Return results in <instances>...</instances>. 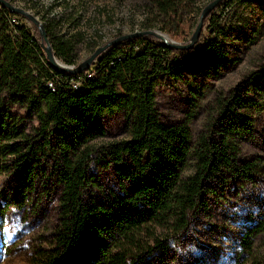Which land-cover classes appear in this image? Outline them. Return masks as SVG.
Here are the masks:
<instances>
[{"label":"trees","instance_id":"trees-1","mask_svg":"<svg viewBox=\"0 0 264 264\" xmlns=\"http://www.w3.org/2000/svg\"><path fill=\"white\" fill-rule=\"evenodd\" d=\"M246 1L264 9L259 0L220 3L226 10ZM193 4L148 5L172 25ZM24 21L0 4V183L7 178L20 207L39 190L55 197L48 245L30 264H173L175 255L198 252L199 223L224 220L238 233L219 264H264L256 248L264 241V72L224 95L206 84L233 68L234 48L254 38L222 25L212 10L206 35L190 49L145 36L109 48L72 75L50 66L38 32ZM42 25L55 59L74 67L72 42ZM164 79L185 85L188 118L205 114L195 133L190 122L159 115ZM112 123L126 138L93 146ZM159 231L176 236L161 240Z\"/></svg>","mask_w":264,"mask_h":264},{"label":"rangeland","instance_id":"rangeland-1","mask_svg":"<svg viewBox=\"0 0 264 264\" xmlns=\"http://www.w3.org/2000/svg\"><path fill=\"white\" fill-rule=\"evenodd\" d=\"M213 1L194 0L190 13L172 25L169 19L158 16L148 5L149 0H36L32 4L28 0H15L13 5L34 16L40 24L50 23L53 32L72 42L75 66L70 68H75L97 48L120 36L144 31V26L176 44H188L202 11ZM214 12L221 16L222 25L229 26L238 34L254 38L251 40L252 45L247 43L234 48L232 53L238 60L233 68L225 70L214 79L206 80L212 95H224L244 78L264 72V9L254 2L246 1L226 10L220 3ZM24 24L27 27L32 25L28 21H24ZM33 28L37 33V29ZM201 33L206 35L204 22ZM58 63L66 66L61 61ZM187 97L185 85L173 79H164L158 87L157 110L165 122H190L189 127L195 133L202 127L205 114L188 118ZM14 112L25 116L23 110L15 109ZM25 122L28 128L36 126L32 119H25ZM116 126L112 123L108 134L93 140L91 144L101 146L124 140L125 133ZM6 183L7 178L3 177L0 183V264H30L34 251L48 245L54 228L55 197L39 190L27 195L28 202L20 207L13 199V194L8 192ZM237 233L236 224L232 221H202L195 233V239L199 242L198 252L184 255L181 260L175 255L173 264H219L229 251L231 243L228 238ZM172 235L176 236L164 231L157 233L161 240H169ZM190 242L193 243V240ZM256 248L264 252V241H259ZM150 261L155 264L153 260Z\"/></svg>","mask_w":264,"mask_h":264},{"label":"water","instance_id":"water-1","mask_svg":"<svg viewBox=\"0 0 264 264\" xmlns=\"http://www.w3.org/2000/svg\"><path fill=\"white\" fill-rule=\"evenodd\" d=\"M221 1L222 0H214L211 4H209L207 7L204 8V10L202 11V13L200 15L198 25L196 26V29H195L194 33L192 34V37H191L190 42L188 44H185V45L176 44L172 41L167 40L164 36H162L156 32L149 31V30L136 32L133 34L120 36V37L108 42L107 44L97 48L89 58H87L85 61H83L81 64H79L75 68L63 66V65L58 63V61L55 59V57L53 55V52H52L51 46L48 42V39L46 37V33H45L43 25L40 24L39 21L34 16L30 15L28 12H26L22 8H18L16 6H14L13 4H11L10 2H8L6 0H0V4L3 5L5 8H7L8 10H10L11 12H13L14 14L25 18L29 23H31L37 29L39 37L41 38V48L45 54L47 62L50 64V66L52 68H54V69H56L62 73H69V74L75 75V74H79L81 72L88 70L90 68V66L96 61V59L99 56H101L102 54H104L109 48L116 46V45H118L124 41L132 40V39H136V38H142L145 36H153V37L157 38L158 40H160L163 43L164 47H166L168 49H172V50H184V49L192 48L199 40V37L201 35V31L203 29L204 20L207 18V16L210 14V12L212 10H214L215 7ZM259 1L264 2V0H259Z\"/></svg>","mask_w":264,"mask_h":264}]
</instances>
